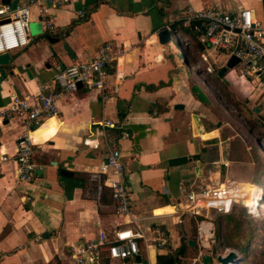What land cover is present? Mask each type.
Segmentation results:
<instances>
[{
  "label": "crops",
  "instance_id": "obj_1",
  "mask_svg": "<svg viewBox=\"0 0 264 264\" xmlns=\"http://www.w3.org/2000/svg\"><path fill=\"white\" fill-rule=\"evenodd\" d=\"M24 1L1 0L12 7ZM244 9L264 24V0H73L47 14L37 5L31 7L30 23L39 25L40 33L26 48L9 53L7 64H0V110L13 94L47 93L43 87L57 91L53 78L58 72L93 60L106 46L110 69L119 64L125 77L119 84L109 77L105 100L97 90L61 93L57 120L39 128L30 129L17 118L0 119V160L14 156L19 138L29 135L35 144L34 161L44 167L36 180L22 183L15 178L12 158L0 162V264H76L73 249L101 232L113 237L118 229H136L115 214L111 190L105 186L99 194V183L90 179L107 161L108 149L122 153L131 211L139 219L144 235L139 242L148 261L158 264L159 256L182 249L183 259L200 254L188 258L190 264L202 263L197 239L202 221L191 214L181 216V203L185 194L226 181L248 190L253 183L264 190V168L254 182L256 162L264 158V78H244L238 64L220 81L213 78L229 58L199 43L195 27L201 23L196 20L188 28L213 73L201 75V87L192 85L171 43L161 45L157 34L175 25L184 28L197 13ZM43 20L51 28L45 29ZM216 84L224 86L234 104L261 119L249 131L252 139L224 137V126L208 118L207 101L214 99ZM107 120L114 127H104ZM122 132L128 136L123 138ZM86 140L98 147H88ZM159 230L168 239L163 249L154 241ZM100 264L122 263L106 258Z\"/></svg>",
  "mask_w": 264,
  "mask_h": 264
},
{
  "label": "built area",
  "instance_id": "obj_2",
  "mask_svg": "<svg viewBox=\"0 0 264 264\" xmlns=\"http://www.w3.org/2000/svg\"><path fill=\"white\" fill-rule=\"evenodd\" d=\"M73 0H25L23 4L12 7L3 4L0 0V56L26 48L30 43V15L31 7L39 6L43 14L50 8H59ZM83 17L82 12L79 13ZM201 24L195 27L199 43L207 48L220 51L230 59L235 56L240 60L241 75L246 78L261 80L264 78V24L258 20L252 10H241L237 13H226L219 10H208L193 15L184 22L188 28L192 21ZM45 29L51 28L45 20L42 21ZM179 32H177V35ZM181 39V38H180ZM185 50L188 46L186 39H181ZM185 45V46H184ZM110 47L102 48L91 61L75 64L58 72L54 78L56 90H47L39 94H13L10 103L0 110L1 120L21 119L30 129L41 127L50 120H57L59 110L56 100L61 93L76 92L79 88L97 90L102 99H106L107 82L111 75L116 83L124 80L125 74L119 64L111 70ZM198 66H205V72L212 74L209 58L203 52L200 54ZM81 86V87H79ZM104 127H114L112 121H105ZM103 136L105 134H102ZM121 136L128 134L122 132ZM86 140L88 147L97 148ZM109 150L107 161L102 164L100 171L91 173L90 179L99 183L98 193L102 194L106 186L111 190L115 203V214L129 220V224L136 227L118 229L113 237L101 232L94 240L84 242L73 249V259L76 264H100L104 259L120 261L122 264H151L143 253L140 239L144 235L137 225L138 218H134L131 211L129 190L125 182V168L120 150ZM35 144L29 135L19 138L14 156H2L0 162L13 159L16 163L15 178L22 183L36 180L44 172V167L34 161ZM1 170V166H0ZM264 191V190H263ZM264 197V194H263ZM244 189L237 181H226L222 184H208L198 192L184 195L179 214H191L206 217L210 211L228 214L236 204H243L249 214L258 215L264 210L246 206ZM264 199V198H263ZM256 211V212H255ZM198 238L202 248H209L214 243L215 234L210 221H202L198 227ZM160 249L166 247L168 239L163 231L157 232L154 240ZM230 264V263H229Z\"/></svg>",
  "mask_w": 264,
  "mask_h": 264
},
{
  "label": "rangeland",
  "instance_id": "obj_3",
  "mask_svg": "<svg viewBox=\"0 0 264 264\" xmlns=\"http://www.w3.org/2000/svg\"><path fill=\"white\" fill-rule=\"evenodd\" d=\"M34 25L35 24L30 23L29 30L31 37H35L36 35L38 36L40 33ZM183 35V29L181 28L179 30V34L174 38L169 47L175 52L176 57L182 62V71L187 74L189 73L190 83L201 87V75L206 76L207 74L205 72V66L203 65L200 67L195 64V60H198L196 63L200 62L199 55L197 53L190 54L189 63L187 65L182 43L180 42L181 39H186V35ZM187 38L188 44L186 43V46L196 45V42L192 37L188 36ZM186 49H188V47ZM190 62H192L191 65H193L191 68L189 66ZM191 70H194V73H191ZM198 70H201L203 74H199ZM213 78L219 81L221 80V77L218 76L217 72L213 75ZM216 86L217 90L213 92L214 99H211L212 101H207V107L209 110L207 111L208 118H211L213 122L220 123L224 126V137L239 134L241 137L247 136L249 139H252V134L249 131H252V127L256 128V123L260 122L261 119L257 116L255 118V115L250 111L248 112L244 105H239L237 103L234 104V101L226 95L227 93L224 91L223 85L216 84ZM247 143H249V141H247ZM242 144L244 147L247 146L245 142ZM259 145L260 148L258 147V150L262 149V144ZM261 158L263 159H261L262 161H259L258 159L256 162V175L254 177L255 183H258L256 179H258L264 168V158L262 155ZM261 183H264V178L261 180ZM252 187L250 188L248 195V187L242 186L245 197L246 195L248 196L247 200L244 201L246 206L252 203L253 198L261 199L263 194V191L260 190L256 195H253ZM262 210H264V207H262ZM206 215L208 218H204V220H208L212 223L215 238L214 243H211L209 248H202L201 255H210L212 258L210 264H219L217 257L226 255L230 252L236 254L238 264H264V211L261 212L259 216L251 215L248 213L247 208L243 204L239 203L235 205L232 212L228 215L217 211H210ZM197 239L201 245L198 234ZM191 257H194V255ZM191 257L188 258L192 259ZM196 257H200V254L198 253ZM188 258L182 259L181 264H190L191 260ZM197 264L202 263L198 262Z\"/></svg>",
  "mask_w": 264,
  "mask_h": 264
},
{
  "label": "water",
  "instance_id": "obj_4",
  "mask_svg": "<svg viewBox=\"0 0 264 264\" xmlns=\"http://www.w3.org/2000/svg\"><path fill=\"white\" fill-rule=\"evenodd\" d=\"M34 26H36L37 29L40 30L39 25L35 24ZM157 37H158L159 43L163 46H166L167 44L171 43L175 37H177V31L173 27H168L158 32ZM9 59H10V56L8 54L1 55L0 64H7ZM239 62L240 60L238 58H236L235 56H232L228 60L226 66L221 68V70L218 72V76L220 77L223 76V74H225L229 69H233ZM193 119H194V122L198 125V127H203L202 121L200 120L198 116L196 115L193 116ZM190 244L195 245L194 242H190ZM236 259H237L236 254L233 252L217 257V261L219 262V264H229L231 261L236 260ZM211 261H212V258L210 255L204 256L202 258L203 264H210Z\"/></svg>",
  "mask_w": 264,
  "mask_h": 264
},
{
  "label": "trees",
  "instance_id": "obj_5",
  "mask_svg": "<svg viewBox=\"0 0 264 264\" xmlns=\"http://www.w3.org/2000/svg\"><path fill=\"white\" fill-rule=\"evenodd\" d=\"M173 28L175 29V30H178V29H180V28H182V27H179V26H177V25H175V26H173ZM183 29V33H184V35L186 34V35H190V37H192V38H196V36L194 35V34H192V32H191V29L190 28H182ZM202 47L200 46V44H198V45H195V46H188V49H185V53H186V56H185V58L189 61V59H190V54H193V53H197L198 55L200 54V52L202 51ZM195 61H198V60H195ZM192 62H190V64H191ZM198 72H199V74H203V72L201 71V70H198ZM194 91L195 92H199V90H198V88L196 87V88H194ZM199 94H200V97L201 98H203L204 99V95L202 94V93H200L199 92ZM253 128V127H252ZM252 184V192H253V195H256L257 194V192L258 191H260V190H262L263 191V188L261 187V186H257L256 184H253V183H251ZM104 192V191H103ZM248 192H249V190H248ZM103 194V193H102ZM263 194H264V191H263ZM263 194H262V197H261V199H255V198H253V201H252V203L251 204H249L248 206L249 207H252V210L256 207L258 210H259V212H260V210H262V207H264V197H263ZM252 195V196H253ZM235 206H233V208H234ZM233 208H232V210H233ZM232 210H231V212H232ZM230 212V213H231ZM256 212V211H255ZM229 214V213H228ZM228 214H225V215H228ZM198 219L200 220V221H203L204 220V218L203 217H198ZM196 255L197 254H194V257H196ZM192 256V255H191ZM191 256H189V257H191ZM182 257V258H181ZM183 257H186L185 256V254H184V252H183V250L182 249H180L179 250V252H178V254H174V255H170V256H167V257H161V256H159L158 257V264H181V260L183 259ZM194 257H191V258H194Z\"/></svg>",
  "mask_w": 264,
  "mask_h": 264
},
{
  "label": "bare ground",
  "instance_id": "obj_6",
  "mask_svg": "<svg viewBox=\"0 0 264 264\" xmlns=\"http://www.w3.org/2000/svg\"><path fill=\"white\" fill-rule=\"evenodd\" d=\"M197 128H198L200 133H203V127H198V125H197ZM230 264H238V260H233V261L230 262Z\"/></svg>",
  "mask_w": 264,
  "mask_h": 264
}]
</instances>
